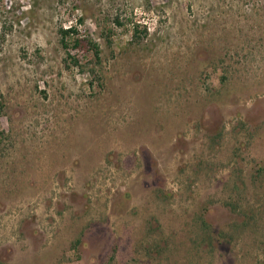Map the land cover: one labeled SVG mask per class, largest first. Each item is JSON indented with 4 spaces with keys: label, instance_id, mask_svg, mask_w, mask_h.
Returning a JSON list of instances; mask_svg holds the SVG:
<instances>
[{
    "label": "rangeland",
    "instance_id": "rangeland-1",
    "mask_svg": "<svg viewBox=\"0 0 264 264\" xmlns=\"http://www.w3.org/2000/svg\"><path fill=\"white\" fill-rule=\"evenodd\" d=\"M0 264H264V0H0Z\"/></svg>",
    "mask_w": 264,
    "mask_h": 264
},
{
    "label": "trees",
    "instance_id": "trees-1",
    "mask_svg": "<svg viewBox=\"0 0 264 264\" xmlns=\"http://www.w3.org/2000/svg\"><path fill=\"white\" fill-rule=\"evenodd\" d=\"M73 32H74V28L62 30V32H61L62 38L65 39L68 34L73 33Z\"/></svg>",
    "mask_w": 264,
    "mask_h": 264
}]
</instances>
